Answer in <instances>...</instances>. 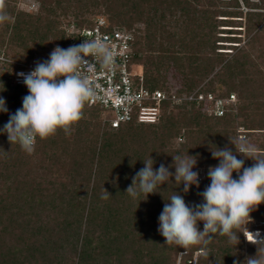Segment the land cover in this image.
Returning a JSON list of instances; mask_svg holds the SVG:
<instances>
[{
    "label": "trees",
    "instance_id": "trees-1",
    "mask_svg": "<svg viewBox=\"0 0 264 264\" xmlns=\"http://www.w3.org/2000/svg\"><path fill=\"white\" fill-rule=\"evenodd\" d=\"M34 1L36 9L27 10L21 0H0L9 16L0 24V97L8 108L0 112V129L28 95L13 81L15 62L41 57L55 42L66 45L64 20L90 25L93 13L105 16L109 28H136L133 60L151 90L182 94L200 87L237 100L223 115L209 114L203 102L164 100L156 122L118 127L103 125L101 108L86 104L71 135L58 130L37 138L31 155L0 133V264H176L180 253L181 264H190L196 252V264H244L264 251V244L246 240L243 228L237 245L217 233L207 245L187 249L166 245L158 231L174 192L189 205L202 203L207 171L219 163L211 152L227 146L235 153L230 140L239 142L238 126L264 132V0ZM257 149L264 156V140ZM187 152L198 157L193 171L203 170L199 188L184 193L173 177L146 200L125 193L149 156L158 169ZM237 158L245 167L254 163ZM250 216L264 220V203Z\"/></svg>",
    "mask_w": 264,
    "mask_h": 264
},
{
    "label": "clouds",
    "instance_id": "clouds-1",
    "mask_svg": "<svg viewBox=\"0 0 264 264\" xmlns=\"http://www.w3.org/2000/svg\"><path fill=\"white\" fill-rule=\"evenodd\" d=\"M8 20L9 16L0 4V24ZM95 60L104 69L115 68V55L105 41L85 39L67 49L55 47L49 59L36 62L34 70L18 73L28 95L23 97L22 107L10 114L0 133L7 134L11 144H19L29 155L35 151L37 138L47 139L58 130L71 135L73 126L83 118L86 103L97 98L94 85L83 74L84 69L94 67ZM0 112L8 113L3 97H0ZM230 142L235 146V153L227 146L216 147L211 152L219 163L207 171L211 183L198 193L203 198L202 203L189 205L176 192L165 202L158 231L166 245L175 244L184 249L207 245L217 233L237 245L242 228L248 233L245 237L249 242L264 244L259 232L250 233L246 228L251 220L250 213L264 203V156L258 155L256 146L248 141ZM237 154L254 163L245 167L244 159H238ZM172 157L173 165L166 167L161 163L158 169H154L155 161L151 156L143 160L144 167L132 178L125 193L133 199L143 194L146 200L149 194L157 193L161 185L172 182L173 177L176 183L183 185L184 193H188L193 185L199 188V172L193 171L198 157L190 156L188 152ZM170 167L175 168L174 173ZM234 172L237 178H233ZM199 222H203L202 231ZM245 262L264 264V251L258 248L257 254L247 257ZM234 264L241 262L236 260Z\"/></svg>",
    "mask_w": 264,
    "mask_h": 264
},
{
    "label": "built area",
    "instance_id": "built-area-1",
    "mask_svg": "<svg viewBox=\"0 0 264 264\" xmlns=\"http://www.w3.org/2000/svg\"><path fill=\"white\" fill-rule=\"evenodd\" d=\"M63 27L68 40L67 44L55 42L41 57L34 56L27 62H18L19 66L13 75L15 84L25 86L22 78L17 74L34 70L36 62L49 59L55 47L67 49L81 44L85 39H101L108 44L115 55L114 70L104 69L99 61L95 60L94 67L91 70L84 69L83 74L94 85L97 93V98L86 104L101 108L106 114L103 124L110 123L113 127H118L121 123L132 120L145 123L156 122L160 117L161 104L164 100H170L173 103L183 100L203 102L208 113L214 115H223L227 105H236L237 98L234 93L228 97H218L212 92H201L200 87L190 93L182 94H178L175 89L166 91L148 88L145 85L143 66L133 60L136 28H109L108 20L103 15L95 17L90 25L80 26L73 20H66ZM250 230L259 232L262 236V228ZM250 230L247 231L251 232ZM245 234L248 235L246 231ZM196 258L197 252L189 263L196 264ZM176 264H181V253Z\"/></svg>",
    "mask_w": 264,
    "mask_h": 264
},
{
    "label": "rangeland",
    "instance_id": "rangeland-1",
    "mask_svg": "<svg viewBox=\"0 0 264 264\" xmlns=\"http://www.w3.org/2000/svg\"><path fill=\"white\" fill-rule=\"evenodd\" d=\"M20 6L23 7V8H26L27 10H31V9H36V7L38 6V3L36 1H34V0H21ZM241 9L243 11H246L247 10V7L243 4L241 6ZM98 15H100V14L93 13V14L89 15V17H91L92 19H94ZM66 20L67 19H65L64 21H66ZM241 22H242L241 24L244 25V20H241ZM241 32H242V34H241L242 41L239 43L240 45L246 39L245 34H244V30H241ZM226 44H229V43H226ZM226 50H228V51H234V50H231V49H226ZM18 62H15V63H18ZM171 80L173 81V83L175 85L178 84V79H172L171 78ZM105 115L106 114H104L103 112H101L102 124H103V119H104ZM237 131H238V140H239V142L240 141H248L249 139H250V141H253V140L256 141L257 140V143L254 144L256 146V148H257V144L264 140V132H258L256 134L255 133H249V132H247L248 130H246L242 126H238V130ZM255 141H253V142H255ZM201 171H203L202 168H200V170H198V172H199V181L203 177V173ZM233 178H234V174H233ZM246 228H247V230L255 229V228H258V229L259 228H262L263 229V232H262V236L261 237H264V220H261V221L258 222L256 220H254L253 218H251L249 224L246 225ZM244 234H245V231H244ZM245 236H246V234H245Z\"/></svg>",
    "mask_w": 264,
    "mask_h": 264
},
{
    "label": "crops",
    "instance_id": "crops-1",
    "mask_svg": "<svg viewBox=\"0 0 264 264\" xmlns=\"http://www.w3.org/2000/svg\"><path fill=\"white\" fill-rule=\"evenodd\" d=\"M258 132H261V131H259V130H249V133H255L256 134ZM253 141H255V140H253ZM253 141H250V139L248 140V142L251 143V144H256L257 143V140L255 142H253Z\"/></svg>",
    "mask_w": 264,
    "mask_h": 264
},
{
    "label": "bare ground",
    "instance_id": "bare-ground-1",
    "mask_svg": "<svg viewBox=\"0 0 264 264\" xmlns=\"http://www.w3.org/2000/svg\"><path fill=\"white\" fill-rule=\"evenodd\" d=\"M250 231H251L250 233H257V232H255V231L253 232L252 230H250Z\"/></svg>",
    "mask_w": 264,
    "mask_h": 264
},
{
    "label": "water",
    "instance_id": "water-1",
    "mask_svg": "<svg viewBox=\"0 0 264 264\" xmlns=\"http://www.w3.org/2000/svg\"><path fill=\"white\" fill-rule=\"evenodd\" d=\"M201 202H203V198H201Z\"/></svg>",
    "mask_w": 264,
    "mask_h": 264
}]
</instances>
